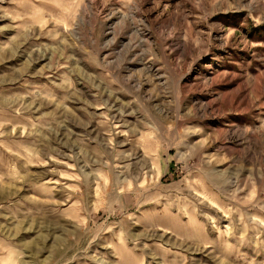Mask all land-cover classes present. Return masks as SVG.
Instances as JSON below:
<instances>
[{
	"label": "rangeland",
	"instance_id": "374dc122",
	"mask_svg": "<svg viewBox=\"0 0 264 264\" xmlns=\"http://www.w3.org/2000/svg\"><path fill=\"white\" fill-rule=\"evenodd\" d=\"M0 264H264V0H0Z\"/></svg>",
	"mask_w": 264,
	"mask_h": 264
},
{
	"label": "bare ground",
	"instance_id": "6f19581e",
	"mask_svg": "<svg viewBox=\"0 0 264 264\" xmlns=\"http://www.w3.org/2000/svg\"><path fill=\"white\" fill-rule=\"evenodd\" d=\"M252 220V219H251Z\"/></svg>",
	"mask_w": 264,
	"mask_h": 264
}]
</instances>
